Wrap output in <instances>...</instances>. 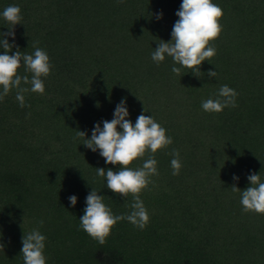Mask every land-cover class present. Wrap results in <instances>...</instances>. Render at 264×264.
Instances as JSON below:
<instances>
[{"label":"trees","instance_id":"trees-1","mask_svg":"<svg viewBox=\"0 0 264 264\" xmlns=\"http://www.w3.org/2000/svg\"><path fill=\"white\" fill-rule=\"evenodd\" d=\"M181 3L0 0V13L17 5L23 17L15 37L2 38L27 54L38 41L52 65L45 93L25 94L30 107H20L15 89L0 102V264H23L22 236L36 228L46 236V264H264V215L243 212L232 191L249 187L253 172L264 182V0H213L222 31L200 77L187 68L173 74L170 57L151 59L160 40H171ZM8 26L0 16V33ZM18 74L31 76L23 66ZM225 84L238 93L237 106L205 112L201 102ZM122 99L127 119L152 115L173 143L155 154L159 174L140 194L148 225L117 222L100 245L79 227L86 196L97 190L116 215L130 212L132 197L113 193L96 174L118 166L73 137L79 130L89 139Z\"/></svg>","mask_w":264,"mask_h":264},{"label":"clouds","instance_id":"clouds-1","mask_svg":"<svg viewBox=\"0 0 264 264\" xmlns=\"http://www.w3.org/2000/svg\"><path fill=\"white\" fill-rule=\"evenodd\" d=\"M175 14L179 19L173 25L171 40L167 42L160 40L151 53V59L159 65L166 57H170L173 61L171 68L173 74L181 76L182 69L187 68L200 77L202 62L210 61L216 54L211 42H214L222 31V25L218 22L223 16L222 8L213 3V0H182ZM162 15V12L156 14V18L161 19ZM0 16L9 25V31L0 33V47L4 49L0 54V102L15 89V98L20 107H30L25 104V94L45 93L42 78L48 77L51 73L50 58L45 50L37 46L38 41L33 44L34 52L27 54L19 50L14 43L2 38L15 37L14 26L21 24L23 20L19 6H7ZM13 47H16L15 53L9 54ZM21 66L26 73L31 74L30 77L18 74ZM207 75L209 78H215L218 73L210 69ZM22 84L31 87H23ZM237 95L234 89L225 84L219 88L217 98L203 100L201 107L207 113H219L226 107H236ZM127 117L129 111L126 101L122 99L114 110L113 118L103 120V127L99 122L96 123L89 139H85L86 133L79 130L73 137L74 140H82V143L93 152L99 150L106 164L118 166V171H113L112 168L107 170L96 168V174L106 180V187L113 193L122 198L132 197V203L128 205L130 212L116 215L97 190L92 188L86 196V207L83 210L84 214L79 218V227L100 245L107 242L111 229L117 222L127 220L140 230L148 225L150 216L140 194L153 183L151 177L159 174L155 154L173 143L172 138L166 134V129L152 115L141 113L134 124ZM168 154L173 157L170 162L172 175H179L182 167L179 150L172 149ZM138 159L143 160L142 166L130 167ZM233 179L238 180L239 177L234 175ZM247 179L250 182L249 187L241 190L233 185L232 191L240 194L243 212L264 215V182L260 174L254 172ZM68 199L72 206L76 205V195H71ZM43 223V220L39 221V225L42 226ZM45 241L46 236L38 228L26 235L23 234L21 248L23 264H46ZM0 248H3L2 244Z\"/></svg>","mask_w":264,"mask_h":264}]
</instances>
